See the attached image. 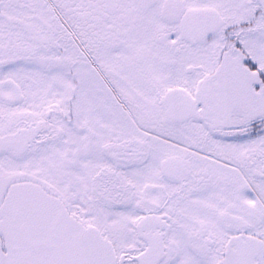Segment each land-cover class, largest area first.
I'll list each match as a JSON object with an SVG mask.
<instances>
[{
    "label": "snow or ice",
    "instance_id": "6c2138e0",
    "mask_svg": "<svg viewBox=\"0 0 264 264\" xmlns=\"http://www.w3.org/2000/svg\"><path fill=\"white\" fill-rule=\"evenodd\" d=\"M0 264H264V0H0Z\"/></svg>",
    "mask_w": 264,
    "mask_h": 264
}]
</instances>
